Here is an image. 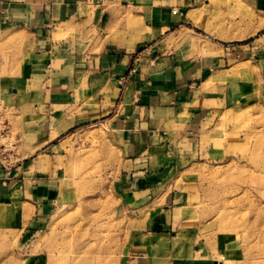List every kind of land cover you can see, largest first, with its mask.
Listing matches in <instances>:
<instances>
[{"label":"crops","instance_id":"1","mask_svg":"<svg viewBox=\"0 0 264 264\" xmlns=\"http://www.w3.org/2000/svg\"><path fill=\"white\" fill-rule=\"evenodd\" d=\"M258 40L229 39V0H0V51L18 54L0 61L13 65L0 82L11 102L24 98L13 109L33 111L17 127L28 157L11 169L0 163V181L44 225L59 204L67 140L103 125L124 156L130 206L149 211L130 240V264H219L190 250L176 258L183 209L160 183L216 116L215 73L252 59L264 85V60L250 52Z\"/></svg>","mask_w":264,"mask_h":264},{"label":"rangeland","instance_id":"2","mask_svg":"<svg viewBox=\"0 0 264 264\" xmlns=\"http://www.w3.org/2000/svg\"><path fill=\"white\" fill-rule=\"evenodd\" d=\"M130 24L139 28L136 19ZM260 36L264 0H229V39L253 42ZM256 43L260 49L250 52L262 61L264 43L250 47ZM16 54L1 50L0 61ZM12 66L0 65V77ZM213 78L220 85L216 116L194 136L192 150L178 152L160 183L183 209L174 231L187 249L178 250L176 258L190 250L187 257L198 261L264 264L263 65L252 59L235 63ZM7 92L0 82V163L11 169L22 162L18 157H28L18 153L17 127L22 119L31 122L33 111L17 112L10 105L23 104L24 98L11 102ZM67 146L68 159L58 164L59 204L44 225H35L28 205L0 181V264H130V240L147 226L149 211L130 206L124 156L103 125L76 131Z\"/></svg>","mask_w":264,"mask_h":264},{"label":"built area","instance_id":"3","mask_svg":"<svg viewBox=\"0 0 264 264\" xmlns=\"http://www.w3.org/2000/svg\"><path fill=\"white\" fill-rule=\"evenodd\" d=\"M125 81V77L121 78L120 83L123 84Z\"/></svg>","mask_w":264,"mask_h":264},{"label":"bare ground","instance_id":"4","mask_svg":"<svg viewBox=\"0 0 264 264\" xmlns=\"http://www.w3.org/2000/svg\"><path fill=\"white\" fill-rule=\"evenodd\" d=\"M75 246H76V245H75ZM75 246H74V247H75ZM76 247H77V246H76Z\"/></svg>","mask_w":264,"mask_h":264}]
</instances>
